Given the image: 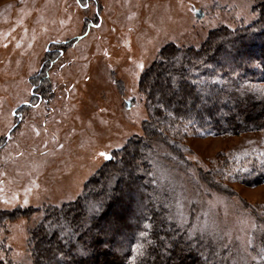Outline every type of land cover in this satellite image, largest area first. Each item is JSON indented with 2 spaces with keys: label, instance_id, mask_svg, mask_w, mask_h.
Instances as JSON below:
<instances>
[{
  "label": "rangeland",
  "instance_id": "374dc122",
  "mask_svg": "<svg viewBox=\"0 0 264 264\" xmlns=\"http://www.w3.org/2000/svg\"><path fill=\"white\" fill-rule=\"evenodd\" d=\"M253 2L0 0V211L75 200L104 164L100 152L118 155L142 134L139 79L162 47L248 25ZM171 145L156 143L149 159L175 223L229 249L232 264H250L264 132L191 134L178 155ZM37 217L0 230V264H33L25 244Z\"/></svg>",
  "mask_w": 264,
  "mask_h": 264
},
{
  "label": "trees",
  "instance_id": "16d2710c",
  "mask_svg": "<svg viewBox=\"0 0 264 264\" xmlns=\"http://www.w3.org/2000/svg\"><path fill=\"white\" fill-rule=\"evenodd\" d=\"M253 1L250 24L218 26L198 46L162 47L139 79L147 115L142 134L111 153L75 200L0 211V230L39 215L25 244L33 264H232L229 249L178 227L169 195L156 190L149 158L156 143H172L181 154L191 134L264 132V0ZM254 213L250 264H264V207Z\"/></svg>",
  "mask_w": 264,
  "mask_h": 264
},
{
  "label": "snow or ice",
  "instance_id": "6c2138e0",
  "mask_svg": "<svg viewBox=\"0 0 264 264\" xmlns=\"http://www.w3.org/2000/svg\"><path fill=\"white\" fill-rule=\"evenodd\" d=\"M140 67L142 68L143 65H141ZM99 155H100L101 157H103L105 160H111V159H112V156L109 155L107 152H100ZM146 227H147V226H146ZM253 227H256V225L253 224ZM142 235H143V234H142ZM142 248H143L142 245H138V246H137L136 251H137L138 255H141V256H142V255L144 254L143 251H142ZM253 259H256V257H253ZM260 259H261V260H264V250H262V254L260 255Z\"/></svg>",
  "mask_w": 264,
  "mask_h": 264
},
{
  "label": "flooded vegetation",
  "instance_id": "af4514ba",
  "mask_svg": "<svg viewBox=\"0 0 264 264\" xmlns=\"http://www.w3.org/2000/svg\"><path fill=\"white\" fill-rule=\"evenodd\" d=\"M34 96V95H33Z\"/></svg>",
  "mask_w": 264,
  "mask_h": 264
}]
</instances>
